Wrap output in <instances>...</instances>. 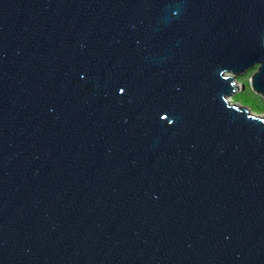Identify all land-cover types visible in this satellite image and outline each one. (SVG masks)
<instances>
[{"label": "water", "instance_id": "95a60500", "mask_svg": "<svg viewBox=\"0 0 264 264\" xmlns=\"http://www.w3.org/2000/svg\"><path fill=\"white\" fill-rule=\"evenodd\" d=\"M249 71L264 0H0V264H264Z\"/></svg>", "mask_w": 264, "mask_h": 264}, {"label": "rangeland", "instance_id": "374dc122", "mask_svg": "<svg viewBox=\"0 0 264 264\" xmlns=\"http://www.w3.org/2000/svg\"><path fill=\"white\" fill-rule=\"evenodd\" d=\"M254 71H249L247 74L243 76L236 77V83L240 86L239 91L233 93L229 100L231 103H237L241 106H246L250 109L253 114L263 115L264 114V102L260 100L257 94L251 87H250V77ZM244 86V89L242 88ZM260 96V95H259ZM264 100V98H263Z\"/></svg>", "mask_w": 264, "mask_h": 264}, {"label": "trees", "instance_id": "16d2710c", "mask_svg": "<svg viewBox=\"0 0 264 264\" xmlns=\"http://www.w3.org/2000/svg\"><path fill=\"white\" fill-rule=\"evenodd\" d=\"M257 96L260 97V100H262V102H264V100H263V98L261 96H259V95H257Z\"/></svg>", "mask_w": 264, "mask_h": 264}]
</instances>
